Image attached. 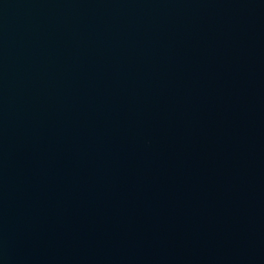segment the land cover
Segmentation results:
<instances>
[{"label":"water","instance_id":"obj_1","mask_svg":"<svg viewBox=\"0 0 264 264\" xmlns=\"http://www.w3.org/2000/svg\"><path fill=\"white\" fill-rule=\"evenodd\" d=\"M0 264H264V0H0Z\"/></svg>","mask_w":264,"mask_h":264}]
</instances>
